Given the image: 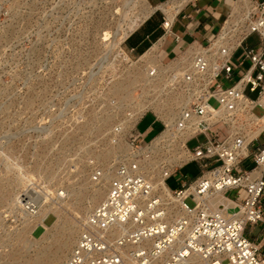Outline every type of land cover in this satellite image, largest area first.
<instances>
[{
	"label": "built area",
	"instance_id": "built-area-1",
	"mask_svg": "<svg viewBox=\"0 0 264 264\" xmlns=\"http://www.w3.org/2000/svg\"><path fill=\"white\" fill-rule=\"evenodd\" d=\"M244 1L235 0L215 37L190 54L165 65L146 61L144 71L155 79L152 96L179 98L175 118L159 120L150 108L161 125L155 136L147 140L152 127L137 129L146 112L125 131L140 101L132 100L111 131L128 135L126 151L115 157L110 174L90 162V182L100 184L107 173L110 188L64 264H264V237L246 236L248 226L264 225V114L253 113L264 111V0ZM162 26L170 31L172 21ZM254 35L258 43L250 46ZM130 56L123 49L117 55L131 62ZM191 164L198 175H181L171 190L166 181ZM158 175L175 201L155 186ZM55 192L44 193L45 201L66 197ZM26 194L15 205L23 219L43 205Z\"/></svg>",
	"mask_w": 264,
	"mask_h": 264
},
{
	"label": "rangeland",
	"instance_id": "rangeland-1",
	"mask_svg": "<svg viewBox=\"0 0 264 264\" xmlns=\"http://www.w3.org/2000/svg\"><path fill=\"white\" fill-rule=\"evenodd\" d=\"M153 4L152 0H0V264L65 263L92 213L88 210L102 200L94 204L93 195L111 179L106 173L100 184L91 183L90 162L110 174L113 160L126 151L128 141L126 133L113 136L112 128L135 97L145 104L156 99L152 95L157 92L143 89L140 79L128 87L121 85L133 72H144L150 58L130 56V62L117 57L125 50L123 42L112 48L143 16L144 7ZM155 12L163 16L162 10ZM106 32L110 40L104 37ZM247 43L256 45L258 37ZM174 101L180 104L179 98ZM210 104L217 107L215 100ZM165 109L169 116L176 115L172 102ZM151 111L159 120L167 119L162 111ZM151 111L137 127L141 133L152 127L147 140L161 129L159 121L153 123ZM253 113L261 117L264 111L255 108ZM181 175L194 178L197 166L191 164L170 177L166 184L171 190L179 187ZM56 190H63L66 197L45 201L44 193L55 195ZM23 194L41 200L36 216L23 219L15 210ZM229 197L236 198V192ZM187 204L193 205L191 200ZM71 226L77 231L75 240L55 262L53 240ZM263 229V224L248 226L246 236L254 240ZM44 252L50 254L39 263Z\"/></svg>",
	"mask_w": 264,
	"mask_h": 264
},
{
	"label": "crops",
	"instance_id": "crops-1",
	"mask_svg": "<svg viewBox=\"0 0 264 264\" xmlns=\"http://www.w3.org/2000/svg\"><path fill=\"white\" fill-rule=\"evenodd\" d=\"M169 1L152 0L155 4ZM233 7L232 0H194L185 4L173 19L162 9H158L163 11V16L159 18L155 10L131 31L123 45L133 57L140 58L153 51L152 60L163 65L169 64L183 55L190 54L199 45L212 40L231 14ZM154 17H157L156 21H153ZM165 19L172 21L170 31H165L162 26ZM143 29L147 30L145 36L131 44ZM151 117L154 123L155 119L152 115ZM263 237L264 229L263 234H259L253 241Z\"/></svg>",
	"mask_w": 264,
	"mask_h": 264
},
{
	"label": "bare ground",
	"instance_id": "bare-ground-1",
	"mask_svg": "<svg viewBox=\"0 0 264 264\" xmlns=\"http://www.w3.org/2000/svg\"><path fill=\"white\" fill-rule=\"evenodd\" d=\"M188 0H170L169 2H166V3H164V4H153L152 5V8H150V9H148L147 7H144V9H143V16L142 17H139V18H137V20H135V21H133L130 25H129V27L122 33V35H120L119 36V34H118V36H119V38H117L118 40L115 42V44L114 45H112V48L113 47H115V46H119L125 39H126V37L131 33V31H133L144 19H146L150 14H152L155 10H158V9H162L163 11H165L166 12V14H168L169 15V17L171 18V19H173L174 18V16L180 11V9L182 8V6H183V4H185L186 2H187ZM149 2V1H148ZM244 3L245 4H248V0H245L244 1ZM150 5V4H149ZM146 6H147V4H146ZM238 6H239V4L237 3V5H236V7H235V10H234V13H236L237 12V10H238ZM150 7V6H149ZM105 34V36L104 37H106V39L108 38V33L106 32V33H104ZM116 34V33H115ZM117 36V35H116ZM117 36V37H118ZM113 38H114V36H113ZM116 38V37H115ZM109 39V38H108ZM107 39V40H108ZM104 40H105V38H104ZM110 40V39H109ZM152 52L153 51H150V52H148L147 54H145L143 57H145V58H150V57H152ZM142 57V58H143ZM141 80V81H144L143 82V84H144V86L146 87V88H144V86H142L143 87V89H148L149 91H151L150 89H156V87H155V83H154V80L155 79H152V78H150L149 77V75L144 71V72H140V73H136V71L135 72H133L132 74H130V76H128V77H126L125 78V80H124V83L123 84H121L122 86L123 85H126V87H128L129 85H133L134 83H136L138 80ZM120 85L119 86H117V90H119L120 89ZM173 99V101H172V99ZM176 97L175 96H168L167 97V99L166 100H162V98H156L154 101H152L151 103H148V104H145V103H143V101H141L140 103H138L137 104V106H135L136 108H135V110H134V120L133 121H131L132 123H131V125H127V127H126V130L128 131V129H131L132 127H133V125H134V122L135 121H137L138 119H139V117L143 114V112H145L148 108H152V109H154V110H156L157 112L159 111V113L161 112V114H163V115H165L166 117H167V121H169V120H172V119H174V117H175V113L173 112V115L171 116H169L168 114V112L166 111V109H165V107L167 106V103L169 102H172V104H174V106H178L177 104H176V101H174V99H175ZM172 109H173V107H171ZM137 119V120H136ZM155 141H158V139H156ZM115 149V148H114ZM117 149V148H116ZM109 153V152H108ZM111 177V176H110ZM112 178V177H111ZM110 181H111V179L110 180H108L94 195H93V197H92V202L95 204V203H97V202H99L101 199L103 200V198H105L106 197V195H107V193H108V191H109V188H110ZM154 182H155V186H157V188H159L160 190H161V194H162V196H164L166 199L168 198V199H172V201H175L174 199H173V197L171 196L172 195V193H171V191L169 190V188L163 183V177L161 176V175H158V176H156L155 177V180H154ZM101 200V201H102ZM100 201V202H101ZM92 209H93V207H92ZM91 209V210H92ZM91 210H88V212H92ZM72 225V224H71ZM74 226V225H73ZM73 226H71L70 228H68V229H66V230H62L61 232H60V230H59V232H60V235H59V237L58 238H56V241L55 240H53V242H55L54 244H56L55 245V248H57L56 249V256H55V262H58V261H60L61 260V258L63 257V255H64V253L70 248V246L73 244V241L75 240V235L77 234V231H76V229H75V227H73ZM65 227V226H64ZM63 227V228H64ZM56 228V227H55ZM60 228H62V227H59V229ZM55 230V229H54ZM55 234V233H54ZM77 241V240H76ZM76 242H74V244H75ZM51 247H53V246H51ZM71 252V251H70ZM45 254V252L42 254L43 255V257H42V255H41V260L39 259V263H41L43 260H45L44 259V257H48L49 255H47V254H50V253H48L47 252V256L46 255H44ZM49 259V258H48Z\"/></svg>",
	"mask_w": 264,
	"mask_h": 264
}]
</instances>
